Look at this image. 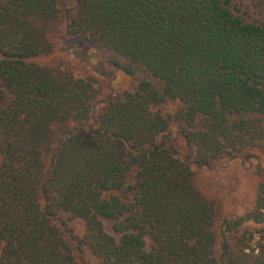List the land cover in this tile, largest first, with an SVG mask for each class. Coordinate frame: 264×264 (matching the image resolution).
Wrapping results in <instances>:
<instances>
[{
  "label": "trees",
  "instance_id": "1",
  "mask_svg": "<svg viewBox=\"0 0 264 264\" xmlns=\"http://www.w3.org/2000/svg\"><path fill=\"white\" fill-rule=\"evenodd\" d=\"M74 1L0 0V264H264V186L227 219L197 182L264 153V0ZM63 18L134 87L37 62Z\"/></svg>",
  "mask_w": 264,
  "mask_h": 264
},
{
  "label": "rangeland",
  "instance_id": "2",
  "mask_svg": "<svg viewBox=\"0 0 264 264\" xmlns=\"http://www.w3.org/2000/svg\"><path fill=\"white\" fill-rule=\"evenodd\" d=\"M67 13L74 12V0H61ZM248 3V2H247ZM246 3V4H247ZM47 30L53 45L50 55L39 57L37 62L60 69H68L76 77L92 78L97 87L96 102L98 109L105 105L107 99L124 90L134 87V80L123 71L115 68L108 55L86 39L69 32L68 19L52 22L39 20ZM181 142V154H187L185 143ZM249 158L240 157L225 159L213 163L209 167L198 169L197 182L202 191L216 200L223 217L235 219L244 212L254 208L256 195L264 186V153L254 151ZM71 225L77 236L84 234V225L80 220H74ZM263 224L247 223L244 229L257 230ZM221 239L218 241V256L221 253ZM83 261L86 264H99V261L88 250L83 251Z\"/></svg>",
  "mask_w": 264,
  "mask_h": 264
}]
</instances>
